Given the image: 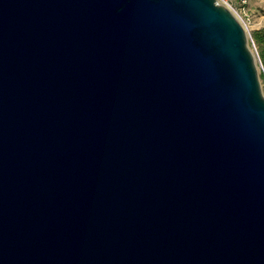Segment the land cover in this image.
<instances>
[{"label": "water", "instance_id": "obj_1", "mask_svg": "<svg viewBox=\"0 0 264 264\" xmlns=\"http://www.w3.org/2000/svg\"><path fill=\"white\" fill-rule=\"evenodd\" d=\"M259 71L217 0H0V264H264Z\"/></svg>", "mask_w": 264, "mask_h": 264}, {"label": "rangeland", "instance_id": "obj_2", "mask_svg": "<svg viewBox=\"0 0 264 264\" xmlns=\"http://www.w3.org/2000/svg\"><path fill=\"white\" fill-rule=\"evenodd\" d=\"M232 10L239 16L247 28L248 40L251 48L257 53L260 65L259 76L261 80L262 90L264 93V62L260 58L261 48L255 39V30L264 27V0H232Z\"/></svg>", "mask_w": 264, "mask_h": 264}, {"label": "trees", "instance_id": "obj_3", "mask_svg": "<svg viewBox=\"0 0 264 264\" xmlns=\"http://www.w3.org/2000/svg\"><path fill=\"white\" fill-rule=\"evenodd\" d=\"M255 39L261 48L260 58L264 62V27L260 29H256L255 31Z\"/></svg>", "mask_w": 264, "mask_h": 264}, {"label": "built area", "instance_id": "obj_4", "mask_svg": "<svg viewBox=\"0 0 264 264\" xmlns=\"http://www.w3.org/2000/svg\"><path fill=\"white\" fill-rule=\"evenodd\" d=\"M219 1H224V2H226V3H228V4H229V3L231 4V1H232V0H219ZM219 1H218V2H219ZM242 1H245V0H242ZM259 63H260V60H259ZM260 66H261V69H262V64H261Z\"/></svg>", "mask_w": 264, "mask_h": 264}, {"label": "bare ground", "instance_id": "obj_5", "mask_svg": "<svg viewBox=\"0 0 264 264\" xmlns=\"http://www.w3.org/2000/svg\"><path fill=\"white\" fill-rule=\"evenodd\" d=\"M217 1H219V0H217ZM219 3H223V4H225L226 6H229V7H231V4L229 3H226V2H224V1H219ZM232 8V7H231ZM247 29V28H246ZM247 31V30H246Z\"/></svg>", "mask_w": 264, "mask_h": 264}]
</instances>
